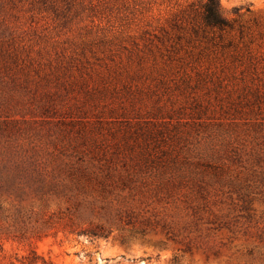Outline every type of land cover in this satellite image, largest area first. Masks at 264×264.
Wrapping results in <instances>:
<instances>
[{
    "label": "rangeland",
    "instance_id": "obj_1",
    "mask_svg": "<svg viewBox=\"0 0 264 264\" xmlns=\"http://www.w3.org/2000/svg\"><path fill=\"white\" fill-rule=\"evenodd\" d=\"M86 4L87 0H0V47L20 49L22 57H30L31 75L54 92L57 108L70 107L69 119L87 124H75L74 130H93L112 146L134 137L127 133L147 131L144 122L154 119L146 117L143 104L149 110L157 97L165 100L169 95L154 87L156 75L147 67L137 73L133 53L100 41L101 31L107 33L117 22L90 12ZM220 4L225 15L236 19L232 46L219 38L208 43L175 38L173 44L179 54L187 52L194 65L229 63L235 54L251 56L259 65L260 81L247 78L264 93V2ZM93 8L99 11V6ZM167 11L166 5H153L139 27L136 11L128 25L140 29L148 22L144 27L151 33H163L159 26ZM176 92L173 89L171 97H181ZM133 103L141 106V118L127 120L109 112H130ZM262 104L261 112L254 108L237 122L222 119L247 149L250 136H264V100ZM254 155L244 153L240 162L231 159L206 170L201 190L183 187L146 201L127 203L118 194L103 198L94 193L95 199L78 205L74 199L19 201L2 193L0 264H264V153Z\"/></svg>",
    "mask_w": 264,
    "mask_h": 264
},
{
    "label": "trees",
    "instance_id": "obj_2",
    "mask_svg": "<svg viewBox=\"0 0 264 264\" xmlns=\"http://www.w3.org/2000/svg\"><path fill=\"white\" fill-rule=\"evenodd\" d=\"M87 3L90 12H99L108 22L111 18L117 22L106 29L107 33L101 31L100 41L122 45L133 53L137 73L147 67L149 73L156 75L154 87L169 96L165 100L157 97L149 110L148 104H143L146 117L154 119L144 122L147 131L127 133L134 137L121 143L115 141L111 146L93 130H74L75 124H87L69 119L73 116L70 107L57 108L54 92L45 90L41 80L31 75L34 69L30 57H22L20 49L1 46L0 194L19 201L29 197L74 199L78 205L94 198V193L103 198L118 194L127 203L146 201L173 195L183 187L201 190L206 170H214L231 159L240 162L244 153L255 154V158L264 153V136H250L247 149L222 120L230 118L234 123L238 116H247L255 109L261 112L264 93L247 78H259L258 63L251 56L244 59L235 54L229 63L194 65L187 59L190 55L179 54L173 44L175 38L188 43H208L219 38L232 46L230 33L236 19L225 15L220 0ZM95 5L99 11L94 10ZM153 5H166L168 9L165 25L159 26L163 31L160 34L144 27L148 22L138 29ZM136 11L140 19L133 29L128 24ZM234 51L238 50L234 47ZM173 89L181 97H171ZM135 100L140 104V99ZM131 106L130 112H109L127 120L144 115L141 106ZM229 112L231 117H227ZM88 232L96 234L94 230Z\"/></svg>",
    "mask_w": 264,
    "mask_h": 264
},
{
    "label": "clouds",
    "instance_id": "obj_3",
    "mask_svg": "<svg viewBox=\"0 0 264 264\" xmlns=\"http://www.w3.org/2000/svg\"><path fill=\"white\" fill-rule=\"evenodd\" d=\"M261 2H264V0H261ZM234 3L236 4H243L244 0H234Z\"/></svg>",
    "mask_w": 264,
    "mask_h": 264
}]
</instances>
